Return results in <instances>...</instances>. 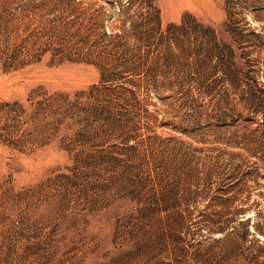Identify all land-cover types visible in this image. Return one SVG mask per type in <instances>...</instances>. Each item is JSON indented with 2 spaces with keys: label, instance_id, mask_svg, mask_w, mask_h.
I'll use <instances>...</instances> for the list:
<instances>
[{
  "label": "rangeland",
  "instance_id": "obj_1",
  "mask_svg": "<svg viewBox=\"0 0 264 264\" xmlns=\"http://www.w3.org/2000/svg\"><path fill=\"white\" fill-rule=\"evenodd\" d=\"M0 264H264V0H0Z\"/></svg>",
  "mask_w": 264,
  "mask_h": 264
},
{
  "label": "trees",
  "instance_id": "obj_2",
  "mask_svg": "<svg viewBox=\"0 0 264 264\" xmlns=\"http://www.w3.org/2000/svg\"><path fill=\"white\" fill-rule=\"evenodd\" d=\"M172 40V42L176 45V49L179 51V53L173 55V54H167L166 59L170 60L173 57L179 58V59H188L191 57L196 58V62L193 64L194 67H196L197 73L200 69H203L206 65V62L208 58L202 59L201 58V51L202 48L197 43L198 39H205L208 42L213 41L214 38H217L215 30H213L209 26H202L195 22H185L181 25H175L173 26V30L170 32L169 36ZM219 46V45H217ZM207 57V56H206ZM202 84V83H201ZM143 211V210H142ZM140 212V216H138V219H144L147 215L144 212ZM227 221H221V223L226 224ZM225 224L220 227L221 233L224 234L225 231ZM250 224L247 222L246 230L243 234L240 235L241 238H245L246 240L249 239L250 235ZM135 227H131L129 231H126L128 234H133L135 232Z\"/></svg>",
  "mask_w": 264,
  "mask_h": 264
}]
</instances>
